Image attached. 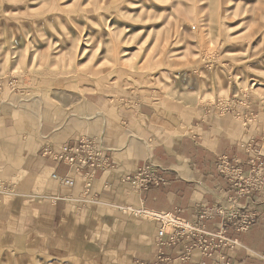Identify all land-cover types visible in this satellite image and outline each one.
Segmentation results:
<instances>
[{"label":"rangeland","instance_id":"rangeland-1","mask_svg":"<svg viewBox=\"0 0 264 264\" xmlns=\"http://www.w3.org/2000/svg\"><path fill=\"white\" fill-rule=\"evenodd\" d=\"M101 100L142 101L174 122L200 108L250 132L264 160V0H0V128L50 133L44 146L88 137ZM122 180L118 198L76 203L24 248L18 223L3 222L0 264H132L154 221Z\"/></svg>","mask_w":264,"mask_h":264},{"label":"crops","instance_id":"crops-1","mask_svg":"<svg viewBox=\"0 0 264 264\" xmlns=\"http://www.w3.org/2000/svg\"><path fill=\"white\" fill-rule=\"evenodd\" d=\"M92 106L95 121L86 126V132L91 135L88 137L101 139L113 167L96 171L90 179L41 156L50 133L31 130L21 137L19 133L28 128L11 122L8 126L4 122L0 128V225L5 221L18 223L16 237L20 244L17 245L24 248L39 231H54L64 220L67 222L76 203L100 201L110 195L118 198L119 192L114 189L120 179L147 163L164 171L167 184L136 192L133 203L143 210L178 209L181 217L191 220L203 207L217 204L216 198L221 197L228 205V199L236 197V190L217 172L216 164L218 157L228 156L246 168L247 146L252 143L250 132L241 135L233 122L201 117L200 108L197 113L191 112L174 122L142 101L120 100L113 105L111 101L101 100L93 101ZM80 137L81 133L74 132L71 136L59 137L62 142L54 144L72 143ZM54 173L72 177L75 185L71 188L58 185L51 180ZM86 183L91 186L85 187ZM237 202L255 209L258 218L244 233L229 231V237L240 242V247L226 251L229 262L264 264V194L261 197L242 195ZM219 223L220 218L214 217L205 227L215 230ZM159 227L160 224L153 222L152 232L145 234V240L138 241L139 256L132 258L131 263L154 259ZM178 251L168 250V253L175 259ZM201 260L198 252L192 253L193 263Z\"/></svg>","mask_w":264,"mask_h":264},{"label":"built area","instance_id":"built-area-1","mask_svg":"<svg viewBox=\"0 0 264 264\" xmlns=\"http://www.w3.org/2000/svg\"><path fill=\"white\" fill-rule=\"evenodd\" d=\"M220 111L233 110L237 118H245L254 121L255 117L247 108L245 113L236 111L235 104L217 103ZM248 159L246 168L243 164L228 156L218 157L217 172L236 190V197L228 199L225 205L221 197L216 198L217 204L211 207H203L196 217L191 220L180 216V210L170 212H150L143 210L140 213L151 217L160 224L154 243V259L150 262L134 260L132 264H231L226 254L227 250L240 247L237 239L229 237V231L244 233L256 222L258 214L255 209H249V205L242 206L237 198L242 195L250 197L264 194V160L258 150L248 146ZM43 158L63 164L70 172L82 174L84 179H90L96 171L112 169L113 164L109 151L103 147L100 138L80 137L76 141L59 146L48 144L41 150ZM246 169V170H245ZM164 171L151 163L144 164L136 171L123 178L137 192L148 191L153 187H161L167 184ZM52 178L63 187L71 188L75 180L68 175L52 174ZM88 186V185H87ZM85 186V187H87ZM214 217L220 218V223L215 230H208L205 223ZM174 259L168 250L176 251ZM198 252L202 258L199 263L191 261L192 253Z\"/></svg>","mask_w":264,"mask_h":264}]
</instances>
